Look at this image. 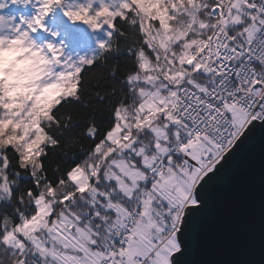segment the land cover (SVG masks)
<instances>
[{
  "label": "rangeland",
  "instance_id": "rangeland-1",
  "mask_svg": "<svg viewBox=\"0 0 264 264\" xmlns=\"http://www.w3.org/2000/svg\"><path fill=\"white\" fill-rule=\"evenodd\" d=\"M84 2L88 4L90 14L104 17V23L91 26L83 22L79 28L86 24L89 25L88 30L81 32L78 28V32L65 42L60 39L58 31L52 30L50 14L57 5L56 0L50 4L52 11L49 9L47 12L49 23H44L48 21L43 20L40 13L41 0H0V81H4L6 88L8 85V93L1 96H4L5 102L0 108L3 114L0 117V164L6 165L2 155L4 144H8V147L14 145L18 152H25L29 160L41 150L45 142L41 125L48 120L52 102L74 96L77 75L82 67L109 44L111 27L99 10L106 8L110 14H117L119 9L127 7L124 0ZM63 7L70 12L80 11V4L75 0ZM252 18L253 15L237 0L227 16L226 26L238 27ZM161 19V15L157 17L148 10L144 22L149 48L152 52L161 48L163 52L160 63H154L141 54V73L130 81L133 86L139 87L143 103L138 108L120 109L116 115V126L95 150V154L104 153V159L114 149L121 147L117 154L122 159L108 164L104 180L99 176L101 165L98 168L92 166L90 174L83 167L70 174L78 190L87 192L97 204L102 196L93 188L95 183H92V176L95 181L102 180L99 185L105 192L111 188L109 185L114 184L119 198L103 203V208L109 213L101 214L100 208L96 209L95 204L90 203L94 215L69 208L59 219L55 207L46 200V195H41L34 202L36 214L24 219L16 228L8 225L2 238V242L15 252L26 253L32 247L35 264H105L110 259L118 263L125 259L137 264L140 260L133 258L145 259L149 254L154 256L150 264H172V255L181 250L177 234L168 238L167 227L160 223L167 224L165 215L172 211L178 214L189 206L197 205L196 188L208 175L205 173L199 177L198 168L203 167V160L214 156L218 148L211 139L199 137L188 141L183 148L188 160L184 159L177 165L175 157L170 154L169 145L180 138L183 128L172 117L170 110L177 97L179 80L184 76L183 67L191 66L193 58L189 44L184 43L186 39L180 37L172 40L168 37ZM226 111L238 129L249 118L247 111L231 103L226 105ZM170 125L178 126L173 140L169 136ZM134 131L136 135L144 132L146 137L139 136L132 140ZM108 145L112 147L108 148ZM157 159L167 160L169 166L168 174L159 180L153 179L150 174ZM0 175L3 179L0 198L6 199L10 188L2 166ZM145 187L148 189L145 194L147 199L136 221V229L127 238L128 246L118 257L108 256L101 249L94 248L97 234L91 228L93 218L105 221L109 214L114 213L116 223L123 225L128 218L125 199L129 202ZM79 222L83 224L82 228L78 226Z\"/></svg>",
  "mask_w": 264,
  "mask_h": 264
},
{
  "label": "trees",
  "instance_id": "trees-1",
  "mask_svg": "<svg viewBox=\"0 0 264 264\" xmlns=\"http://www.w3.org/2000/svg\"><path fill=\"white\" fill-rule=\"evenodd\" d=\"M54 1L41 0L42 18L48 21L44 23L50 22L49 17L46 16L49 9L52 11L50 4ZM56 1L57 5L50 14L52 30L58 31L59 33H56L65 42L78 32L83 22L90 23L91 26L104 23L103 16L90 14L89 6L84 2L86 0H75L80 4L79 12H70L63 7L69 3V0ZM124 2L127 7L119 9L117 14L113 12L110 14V10L106 8L99 10L104 13L111 27L109 44L91 62L82 67L77 75L74 96L52 102L48 120L41 125L45 138L41 150L29 160L26 159L25 152H18L14 145L8 147V144L3 142L5 149L2 155L6 165L0 164V166L4 170L10 192L6 199L0 198V264H35L32 247H29L26 253L15 252L8 244L2 242V238L8 225L16 228L24 219H30L36 214L34 202L41 195H46V200L55 207L59 219L69 208L82 213L87 211L91 216L94 215L90 203H94L96 209L99 207L102 214L107 212L103 208L105 203L119 198L114 184L109 185L111 188H107V192L103 191L99 184L102 182L101 179L105 178L108 164L119 158L122 159L117 154L121 147L114 149V152L109 153L104 159H102L104 153L95 154V150L116 126V115L120 109L138 108L143 103L139 95V87L130 83L134 76L141 73L140 55L145 54L154 63L157 61L160 63L163 55L161 48L152 52L148 46V35L144 29V26H147L144 23L147 11H151V14L157 17L161 15L167 36L172 40L180 37L186 39L184 43L189 44L191 56L195 48L210 37L218 23L212 15L217 0H124ZM236 2L237 0L234 4ZM226 22L227 18L224 20V26L228 31L237 29L238 32H242L246 26L243 24L228 28ZM183 68L181 71L184 76L179 80L177 97L178 91L189 86L190 83L205 82V77L199 68L196 70L192 65ZM3 82L0 81V108L3 106L2 102H5L4 96H1L8 93V85L6 88ZM1 115L3 114L0 112V117ZM177 127L171 126L170 139L177 131ZM180 132V138L177 141L172 139L174 143H171L169 148L178 146L184 139V129L181 128ZM124 136L125 134L122 140ZM139 136L145 138L146 133L139 132L136 135L134 131L131 139L135 140ZM174 161L176 164L178 158L175 157ZM135 163L138 166V163L134 162V165ZM99 165H101L99 172L101 179L95 181L93 176L91 178L92 183H95L93 188L102 196L97 204L87 192L78 190L72 183L70 174L79 167H83L86 173L90 174L92 166L98 168ZM2 184L3 179L0 175V187ZM145 189L146 187L142 188L129 202L125 199L128 211L134 206L140 193L144 195L148 193V189ZM156 207L161 209L160 205ZM175 212L165 215L166 227L176 221ZM109 215L105 221L93 218L91 226L97 234L94 248H99L103 252L108 248L113 229L120 224L116 223L114 213ZM86 224L90 225L88 222ZM78 226L82 228L83 224L79 222ZM124 260L120 264H128L125 263L127 260Z\"/></svg>",
  "mask_w": 264,
  "mask_h": 264
},
{
  "label": "built area",
  "instance_id": "built-area-1",
  "mask_svg": "<svg viewBox=\"0 0 264 264\" xmlns=\"http://www.w3.org/2000/svg\"><path fill=\"white\" fill-rule=\"evenodd\" d=\"M236 0H217L212 10L218 20L210 37L193 51L192 64L199 68L205 82H193L178 91V97L172 109L175 118L185 131V139L170 149V154L179 160H188L183 148L188 141L207 137L217 145L214 156L203 160L199 167L200 176L211 173L223 160L254 120L264 118V0H240L242 6L252 15L242 32L226 30L224 20ZM231 103L249 113L242 128H236L226 111ZM167 160L157 159L150 169L153 179L158 180L168 174ZM144 193L136 198L134 206L128 211V218L117 225L110 236L106 253L108 256L121 253L127 245V238L136 229V221L141 215ZM184 210L180 211L176 221L167 232L173 237L181 227ZM153 255L140 260L138 264H149ZM105 264H120L111 259Z\"/></svg>",
  "mask_w": 264,
  "mask_h": 264
},
{
  "label": "water",
  "instance_id": "water-1",
  "mask_svg": "<svg viewBox=\"0 0 264 264\" xmlns=\"http://www.w3.org/2000/svg\"><path fill=\"white\" fill-rule=\"evenodd\" d=\"M195 197L172 264H264V118L251 122Z\"/></svg>",
  "mask_w": 264,
  "mask_h": 264
},
{
  "label": "crops",
  "instance_id": "crops-1",
  "mask_svg": "<svg viewBox=\"0 0 264 264\" xmlns=\"http://www.w3.org/2000/svg\"><path fill=\"white\" fill-rule=\"evenodd\" d=\"M117 224H119V223H117ZM161 224V223H160ZM162 225L165 227V225H164V223H162ZM166 228V227H165ZM171 228V226H167V231L169 230ZM149 256H150V254H149ZM148 257V256H147ZM136 260V259H138V260H140V259H143L142 257H136V258H133V260ZM128 262V264H134L133 262H131L130 260L129 261H127ZM151 262V261H150Z\"/></svg>",
  "mask_w": 264,
  "mask_h": 264
},
{
  "label": "bare ground",
  "instance_id": "bare-ground-1",
  "mask_svg": "<svg viewBox=\"0 0 264 264\" xmlns=\"http://www.w3.org/2000/svg\"><path fill=\"white\" fill-rule=\"evenodd\" d=\"M128 246V245H127Z\"/></svg>",
  "mask_w": 264,
  "mask_h": 264
}]
</instances>
